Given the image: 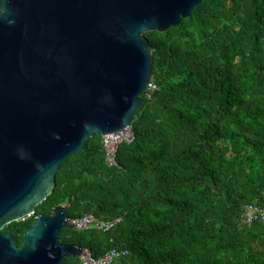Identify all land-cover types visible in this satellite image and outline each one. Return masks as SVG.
Wrapping results in <instances>:
<instances>
[{
    "label": "trees",
    "instance_id": "obj_1",
    "mask_svg": "<svg viewBox=\"0 0 264 264\" xmlns=\"http://www.w3.org/2000/svg\"><path fill=\"white\" fill-rule=\"evenodd\" d=\"M155 90L130 118L133 139L105 161L101 135L61 163L34 214L2 228L17 245L38 214L120 218L109 231L62 228L58 240L110 264H264V0H201L164 32L144 33ZM62 264H81L65 257Z\"/></svg>",
    "mask_w": 264,
    "mask_h": 264
},
{
    "label": "water",
    "instance_id": "obj_2",
    "mask_svg": "<svg viewBox=\"0 0 264 264\" xmlns=\"http://www.w3.org/2000/svg\"><path fill=\"white\" fill-rule=\"evenodd\" d=\"M200 1L0 0V264L83 253L58 240L76 226L64 204L36 215L20 245L2 228L34 214L86 139L129 125L151 78L144 33L176 26Z\"/></svg>",
    "mask_w": 264,
    "mask_h": 264
},
{
    "label": "built area",
    "instance_id": "obj_3",
    "mask_svg": "<svg viewBox=\"0 0 264 264\" xmlns=\"http://www.w3.org/2000/svg\"><path fill=\"white\" fill-rule=\"evenodd\" d=\"M144 90L146 97H149L150 93L155 90V84L149 80ZM132 139L133 132L130 124L120 132L101 135L102 145L105 150L106 163L108 165H116L115 155L117 146L121 142H130ZM69 220H71V223L76 224L77 227L72 226L75 230L85 231L88 229H95L109 231L120 220V218L104 220L91 213H86L80 217L69 218ZM240 220L246 225H250L254 221H259L264 224V207L254 204L244 205L240 213ZM82 251L86 254L81 253L79 255L78 259L81 264H110L127 253L126 249L111 248L103 255L95 257L87 248H82Z\"/></svg>",
    "mask_w": 264,
    "mask_h": 264
}]
</instances>
